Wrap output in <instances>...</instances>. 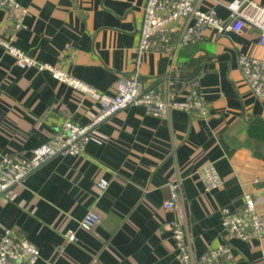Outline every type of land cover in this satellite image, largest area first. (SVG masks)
I'll list each match as a JSON object with an SVG mask.
<instances>
[{
	"label": "crops",
	"instance_id": "obj_1",
	"mask_svg": "<svg viewBox=\"0 0 264 264\" xmlns=\"http://www.w3.org/2000/svg\"><path fill=\"white\" fill-rule=\"evenodd\" d=\"M29 8L17 44L43 62L58 65L101 91L114 93L118 80L139 68L147 87L173 66L178 96L196 87L208 100L205 117L173 110L169 117L130 105L103 121L80 155L55 156L0 198V234L10 227L38 245V264H184L176 257L169 222L187 220L197 254L224 239L223 209H239L245 192L264 210V97L243 77L239 57L264 58L260 31L248 26L182 48L172 60L163 51L137 46L146 0H18ZM203 0L221 17L230 10ZM264 5V0H256ZM0 8V30L8 28ZM138 59L140 61L138 62ZM191 75L187 80L181 75ZM99 104L47 69L21 67L0 45V155L26 152L47 141L67 117L86 124ZM214 162L222 184L206 190L197 169ZM109 178L107 189L96 181ZM182 181L176 209L163 205L168 182ZM89 210L100 214L87 231ZM77 230L79 241L65 232ZM230 264H260L264 238L233 239Z\"/></svg>",
	"mask_w": 264,
	"mask_h": 264
},
{
	"label": "built area",
	"instance_id": "obj_2",
	"mask_svg": "<svg viewBox=\"0 0 264 264\" xmlns=\"http://www.w3.org/2000/svg\"><path fill=\"white\" fill-rule=\"evenodd\" d=\"M219 2L230 10V18L221 17L213 8H205L203 0H146L137 46L139 57L147 50H156L165 52L173 60L182 48L201 42L209 27L220 34L229 28L240 31L248 26L256 27L260 31L259 43L264 46V5L256 0ZM0 8L8 12V28L0 30V45L14 57L19 66L47 69L55 78L72 86L85 97L92 98L100 106L99 112L86 124L78 123L70 117L65 118L47 141L29 153L1 154L0 198H11L16 185L51 158L84 153L96 128L130 105H140L147 114L160 117H169L176 109L198 117L208 114V100L196 87L189 89L183 97L178 96L173 66L153 87L145 86L137 67L129 78L117 81L114 93H108L58 65L40 61L17 44L18 33L25 26L24 20L29 8L18 0H0ZM239 64L244 79L254 93L264 97V58L242 54ZM197 173L206 190L217 188L223 182L214 162L203 164ZM109 184L110 180L105 176L96 181L101 190L107 189ZM168 186L170 197L163 205L166 209L174 210L182 200V181L174 178L168 182ZM260 201L251 192H245L244 203L239 209L224 208L223 241L208 246L200 254L195 251L187 220L172 219L169 225L175 239L178 260L184 264H230L234 258L233 239L264 238V210L258 207ZM99 220L100 214L96 210H89L82 218L80 227L91 231ZM65 238L68 242H78L77 230L68 229ZM40 257V249L32 240L10 227L3 228L0 234V264H38ZM260 264H264V256Z\"/></svg>",
	"mask_w": 264,
	"mask_h": 264
},
{
	"label": "trees",
	"instance_id": "obj_3",
	"mask_svg": "<svg viewBox=\"0 0 264 264\" xmlns=\"http://www.w3.org/2000/svg\"><path fill=\"white\" fill-rule=\"evenodd\" d=\"M190 77H192L191 75H184V74H182L181 75V77H180V79H182V80H187V79H189Z\"/></svg>",
	"mask_w": 264,
	"mask_h": 264
},
{
	"label": "water",
	"instance_id": "obj_4",
	"mask_svg": "<svg viewBox=\"0 0 264 264\" xmlns=\"http://www.w3.org/2000/svg\"><path fill=\"white\" fill-rule=\"evenodd\" d=\"M182 85V82L181 81H178L177 83H176V87H180Z\"/></svg>",
	"mask_w": 264,
	"mask_h": 264
}]
</instances>
